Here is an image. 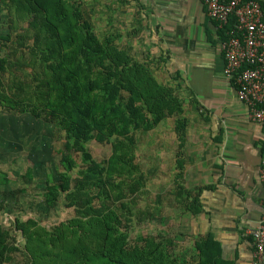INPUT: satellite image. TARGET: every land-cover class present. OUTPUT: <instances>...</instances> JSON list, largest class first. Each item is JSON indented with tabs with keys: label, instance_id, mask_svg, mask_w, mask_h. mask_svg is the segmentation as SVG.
I'll list each match as a JSON object with an SVG mask.
<instances>
[{
	"label": "trees",
	"instance_id": "16d2710c",
	"mask_svg": "<svg viewBox=\"0 0 264 264\" xmlns=\"http://www.w3.org/2000/svg\"><path fill=\"white\" fill-rule=\"evenodd\" d=\"M3 3L10 16L25 17L27 29L32 30V42L21 57L32 59V68L39 71L38 75L28 71L32 79L26 84L28 90L18 82L7 91L0 78V107L10 114L42 117L56 129L63 140L62 171L57 181H47L44 204L53 208L62 200L72 216L49 228L32 217L15 216L11 230L0 224V264L13 261L17 252L23 254L25 264H233V259L222 258L211 232L194 240L196 257L189 260L177 254L176 237L169 233H138L129 241L133 227L155 219L162 210L157 201L153 209L138 205L145 176L132 152L133 134L177 115L175 132L186 140L185 121L180 117L186 101L180 85L158 83L148 56L134 59L114 45L102 47L73 0ZM234 24L231 16L219 28L222 41ZM13 46L9 34L0 35V77L12 73L8 70ZM189 100L201 113L198 102ZM90 140L110 144L109 156L97 161L87 147ZM72 154L78 155L79 164ZM186 155L191 154L176 152V180L170 192L179 217L202 210L199 194L183 185ZM17 231L22 244L13 234Z\"/></svg>",
	"mask_w": 264,
	"mask_h": 264
},
{
	"label": "crops",
	"instance_id": "0c3cea01",
	"mask_svg": "<svg viewBox=\"0 0 264 264\" xmlns=\"http://www.w3.org/2000/svg\"><path fill=\"white\" fill-rule=\"evenodd\" d=\"M128 1L135 25L141 24L136 42L140 49L146 42V56H155L154 74L166 72L169 79L164 76L165 82L179 84L185 101L194 98L200 106L198 115L204 119V138L189 141L187 153L191 155H186L183 171V185L199 194L202 210L180 217L179 231L192 250L180 256L195 258L194 240L211 232L222 258L233 259V264H252L249 232L264 210L260 178L264 125L248 119L232 80L223 74L219 28L199 0ZM258 1L264 12V0ZM9 17L0 0V23Z\"/></svg>",
	"mask_w": 264,
	"mask_h": 264
},
{
	"label": "rangeland",
	"instance_id": "374dc122",
	"mask_svg": "<svg viewBox=\"0 0 264 264\" xmlns=\"http://www.w3.org/2000/svg\"><path fill=\"white\" fill-rule=\"evenodd\" d=\"M73 1L78 5L83 19L91 25L102 47L106 44L114 45L116 49L124 51L134 59L139 57L141 60L147 55V43H143L140 49L136 42V30L141 24L135 25L136 19L133 20L128 0ZM24 19L23 16L11 15L8 19H2L0 23V35L9 34L15 48L11 59L12 67L8 70L12 73L0 77L1 83L5 84V90L18 82L28 90L26 84L32 80L27 76L28 71L33 70L38 75L39 67L32 68L33 60L27 58L28 55L25 56L26 60L21 57L27 51L26 45L31 44L33 34L32 30L27 29ZM106 38L109 42H106ZM149 57L150 54L147 58L151 60L150 68L154 79L158 83L167 84L164 80L166 72L163 76L154 74L155 56ZM165 77L169 79V76ZM171 85L176 87L173 83ZM184 107L185 111L180 117L185 121V141L180 140L175 132L177 115H173L163 118L146 131L135 130L132 144L134 157L145 176V185L137 197L138 205L153 209L152 204L157 201L162 205V210L155 219L133 227L129 241L135 240L138 233H169L176 237L177 254L187 253L191 243L187 238L178 235L179 208L173 207V197L170 196V192L174 190L177 173L175 156L178 150L186 153L189 151L188 144L191 139L201 141L204 138L203 115H198L190 100L184 102ZM58 136L52 124L44 122L42 117L10 114L0 107V224L3 228L11 230L15 216L22 219L32 217L46 228L66 221L72 216V210L66 208L62 200L53 208H48L44 204L43 194L47 181H57L59 172L62 171L59 160L63 140L60 141ZM179 143L183 145L180 147ZM87 147L97 161L107 158L111 152L110 144L94 140H90ZM72 156L78 163V155ZM13 234L18 244H22L20 233L17 231ZM25 263L23 254L17 252L13 261L6 264Z\"/></svg>",
	"mask_w": 264,
	"mask_h": 264
},
{
	"label": "built area",
	"instance_id": "2783aa9c",
	"mask_svg": "<svg viewBox=\"0 0 264 264\" xmlns=\"http://www.w3.org/2000/svg\"><path fill=\"white\" fill-rule=\"evenodd\" d=\"M206 14L218 28L227 25L231 16L235 24L228 38L220 42L224 60L223 74L232 80L237 99L252 122L264 125V20L258 0H199ZM260 178L264 184V148ZM252 238V264H264V210L258 224L249 232Z\"/></svg>",
	"mask_w": 264,
	"mask_h": 264
}]
</instances>
